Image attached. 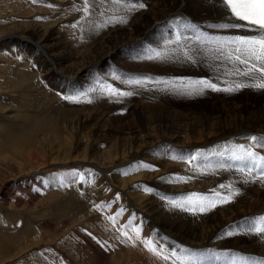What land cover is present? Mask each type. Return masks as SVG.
<instances>
[{
	"label": "rangeland",
	"instance_id": "rangeland-1",
	"mask_svg": "<svg viewBox=\"0 0 264 264\" xmlns=\"http://www.w3.org/2000/svg\"><path fill=\"white\" fill-rule=\"evenodd\" d=\"M90 2L92 3L93 0H87L88 12L86 14L83 10L85 0H0V136L3 135V132H6L7 128L9 129V127L13 126V120L19 112L32 113V111L38 110L42 116L41 118H35L33 124H30L25 131H28L27 133L20 134L17 137L18 139H15L12 144L10 143L7 146L8 152H4V155L11 157L12 162L8 159L6 160L0 154V264H151V261H149L151 259L148 258L147 253L145 254L146 251L150 250L143 244L142 241L144 240L153 241V245L157 247L158 245L159 247L163 245L167 252L170 251L168 252L170 264H173L174 261V257L170 255L172 252H176L179 257H183L186 264H199V260L200 263L206 264V261H209L211 264L214 256L220 253L223 255V259L220 260L216 257L213 264H224L226 260L237 261L238 264H264L263 257L253 255L254 253L259 254L260 252H264V246H261V242L264 241V233L257 234L250 230V226L253 223L259 222V218L264 217V179L255 178L259 174V169L255 170L251 176L246 174L247 168L244 171H240V168L243 167L242 163L233 158L232 155L234 153H231V149L222 147V141H217L218 144H212L213 146L208 149L199 146L194 147L195 149H179L170 146L167 147L168 151H164L163 153H157L153 149L141 154L142 156L140 155L138 159H134L142 146L141 144L144 142L147 145H151L152 141H150L148 132L143 127V124H146L148 121L146 118L149 116V113L144 114V118L141 117V121L136 116L137 112L135 109L138 108L136 105H139L142 101L139 98L140 91L136 92L138 86L126 83L127 80L142 79L147 81L143 85L144 87L157 92L161 90L167 92L163 96H168V98L162 96L160 104L167 106L171 114L182 112L186 118H189L190 124L202 122L199 111L213 112L216 108H220L221 98H218L214 94L215 92H206V94L204 92L202 95L193 96L194 98L191 100L190 98L187 99V91L183 92L184 94L178 93L175 95L176 91L182 92L186 90L181 85L194 81L187 78L188 76L179 75L180 77L174 76L171 78L170 75H164L156 79L154 75L147 72L142 73L141 70L136 72L132 67L135 66L136 60L145 61L148 59L146 53L148 48L150 49L149 52H155L159 48L157 46L166 44L167 41L173 42L175 39L179 42V37L175 38L173 36L174 32L170 30L171 26H177L178 23L170 22L169 19L153 25L147 34L145 33L137 41L140 45L134 48L137 42L133 40L136 39L138 34H134L132 28L128 26H126L127 29H124L123 26L118 25L114 17L115 15L112 16L110 13L113 20L112 18L106 19L105 15H103L106 14L105 10L111 8L109 6L111 2H108L106 5L103 4L102 0H94L95 3L98 2L97 7L99 8V12H93ZM116 2L122 7L128 5V7L138 10V12L144 8L139 7L142 4L141 0H115ZM133 4L135 7L132 6ZM28 7H31V12L27 10ZM24 8L27 9L24 10ZM143 10L148 11L145 17L151 14L150 8ZM25 11L30 12V14L23 15L22 12L24 13ZM92 16H95V21L91 19L93 18ZM102 17L108 22L104 23ZM174 17L172 16L171 18ZM178 19L187 20L186 18ZM93 22L97 24L95 30H98L100 36L108 31L106 33L108 36L116 34L117 37H128L131 41L117 47H108L106 45V48L102 49L103 51H98L95 54L92 53L95 46L93 45L92 30L96 27V24H93ZM100 22L101 24H99ZM185 22L186 24L192 23L191 21ZM35 24L41 25L48 33L55 31L63 33L67 41L74 46L75 52H79V54L73 58L70 56L68 63L61 62L59 66L57 63L54 64V61L51 59L53 53H48L50 54L48 55L43 52V58L41 55H35L32 48L29 51L28 47H24L26 45L37 47L32 40L19 39L18 37L20 36L16 35L14 36L16 39L14 40L18 39L23 45L25 44L24 46L22 45V48L19 44H15L12 46L14 49H12L10 48L11 46L8 47L5 44V40L9 37L6 35V32H9V29L23 26L26 28ZM132 24L130 27H133ZM111 27L114 28L110 29ZM105 28L109 30L105 31ZM212 28H218V25H213ZM175 29H183V27L178 25ZM156 33H158L157 36ZM163 34L166 35L163 36ZM151 40H153L152 46L149 44V42H152ZM89 41L92 43H89ZM66 49L69 51V48ZM124 49H129L126 51V56L123 53ZM89 58H91L89 60L91 62L90 66L83 68L81 71L78 72L76 68H69V63L82 65ZM44 59L50 64L51 68L50 66H46V62L43 63ZM14 69L18 70V72L32 70L34 74L32 80L35 83L33 82L32 86L30 85L31 82L26 81L22 88L31 90L33 87V92H35L33 93L34 100L32 99L33 97L27 99L28 101H23L20 98L18 94L19 89L16 88V85H12L15 84V80L13 81L11 76H8L9 73L15 71ZM130 69L134 73L128 72ZM72 72L75 75L71 79L68 76ZM117 77L119 78L117 79ZM197 79L201 80L203 77L197 76ZM231 79H233V82H236L239 78L232 77ZM243 79L247 80L250 78L243 77ZM157 80L170 81L172 83L174 81V84L177 86L173 88L171 85H166L165 83H155ZM27 82L28 84L30 83L31 89ZM72 85L79 88L76 92H73L74 95L72 92L70 94L67 90L69 89L67 86L70 87ZM106 86H111L120 91L125 89L124 92L130 91L135 97L132 95L129 97L109 95L103 90ZM246 91V89L243 90V93ZM42 92L46 97L43 96ZM137 93L139 94L137 95ZM259 94L250 95L251 98L249 99L256 104L264 105V91L259 92ZM249 99L247 100L248 104L250 103ZM231 100L232 98L225 99V105L236 106L238 104L236 99ZM67 101H71L73 104ZM259 101L262 102L259 103ZM38 106L40 107L38 108ZM118 106L125 107V109L123 110L122 107ZM262 106H250L249 104L247 111L236 114L233 117L239 119L242 116L244 123H247L246 121L253 117L255 119L260 115L264 117V113L260 114L263 110ZM49 107L50 109L57 107L58 111L60 109V112H63L61 117H57L58 121H56L53 115L48 117ZM126 108L130 110H126ZM98 109L99 111L97 112L101 113L105 120H103L104 126L106 125L105 128L109 129V132L107 131L105 135L93 132L87 133L85 129V125L92 124L90 123L92 122L91 116H94L96 114L95 110ZM65 115L66 117H70L68 120L71 122L66 117H63ZM3 118H9L12 121H8L9 119H7V122H4L6 120ZM23 118H28L26 119L28 121L30 119L29 115ZM43 119H51L53 123H59L56 128H47L55 132L57 141L53 140V133L44 134L46 128ZM88 119L91 121L89 122ZM41 128L42 131H40ZM181 130L188 132L189 128L182 125ZM72 133L75 135L74 138H72ZM253 136V133L248 132L243 136L236 137L234 141L239 144L244 143L246 145L245 148H249L259 156H264V144L261 143L262 137H258L260 138V142H254L251 139ZM25 139L31 141L32 147L29 150L33 149L37 153L36 155H41L43 152V156L39 157L42 163L44 162L43 166H38L37 160H33L32 158V160L30 158H22L24 155L20 152L23 149L20 148V145L15 144L17 141L23 142ZM68 139H74V149L69 151V156L67 154L66 156L60 154L61 156L57 160L58 164L51 165L50 160L54 157L55 151L61 150V145H65ZM83 146L86 148L85 153L89 156V160L95 162V166L100 167L99 171L102 172L103 177L106 179L105 185L98 186L93 183V179H91L92 172L87 173L86 169L81 175L77 176L59 175V173L64 172L66 169H71L68 167H72V161L78 160V158L74 159V155L77 156ZM239 151L240 147H237V155ZM227 156L228 158H226ZM63 162L65 166L62 165ZM48 176H52L56 180L64 179L65 185H62L60 190H56L49 183ZM157 180L171 183V186L175 190L181 191H175L170 194H166V191L161 192V189L157 188ZM210 180L212 183H210ZM221 185H225L226 187H221ZM211 187L212 189H210ZM66 191L69 192L67 193ZM215 193H219L221 196H230V199L227 203L217 202L215 207L210 208L205 213L200 211H185L183 208H179L184 213L191 214L194 222L199 225L200 231L203 233L210 229V224L207 223V220L204 221L207 213L210 216H214L225 208L233 212L230 215V219L233 218V221L228 222L226 228L219 235L218 241L215 242L216 247L221 246L223 248L216 249L214 248L215 246L206 247L203 255L200 256L195 251H191L195 253H188L190 249L183 245L174 244L173 248L169 249L172 245L170 246L169 242L160 239V232L158 233L156 229L147 223L148 221L142 215L143 213H141V208L138 205L142 201L152 200L156 205L158 204V208L160 206L159 209L162 208L163 213H167L170 208H175L173 207V201L182 202L194 194L213 198ZM65 199H69V201L72 199V203L77 202V204L74 206L65 205L63 204V200ZM53 202H57V205H59L55 206V212H52V210L54 211ZM164 208L168 209L166 210L167 212ZM236 209L240 210V214H242H237V219H235ZM114 210L117 214L119 213V217L114 216ZM56 211L59 212L56 214ZM245 213H247L246 217L243 216ZM228 214L227 211L225 213L220 212V216L223 218L228 216ZM110 217H115L118 225L116 230L120 237L116 238V242L107 239L106 246V241L102 238V228L104 225H111L109 228L112 230L115 228L112 225L113 221ZM128 225L139 228V238H137L136 231L127 230ZM124 233L127 235L125 236ZM229 233L232 234L229 235ZM129 236L133 238L129 239ZM8 238H11V240ZM134 239L137 240L135 241ZM115 244H120V247ZM246 246H251L252 248L255 246L256 250L253 251L254 253L252 252L253 254H248L249 256L245 259V263L242 260V251L239 250H242V247ZM104 247L108 252H106L107 250L104 251ZM95 248L97 252H95ZM117 248H120L121 251L120 249L117 250ZM101 250L105 252V255H102L105 257L101 256L102 259L99 257L102 254ZM119 251L123 252V255L126 257H124L125 259L123 256H115ZM96 255L99 256L96 257ZM149 256L153 257L152 255ZM189 259H194V261H190ZM176 263H179L178 259Z\"/></svg>",
	"mask_w": 264,
	"mask_h": 264
},
{
	"label": "bare ground",
	"instance_id": "bare-ground-1",
	"mask_svg": "<svg viewBox=\"0 0 264 264\" xmlns=\"http://www.w3.org/2000/svg\"><path fill=\"white\" fill-rule=\"evenodd\" d=\"M102 1H103V4H106V5L109 2L108 0L107 1L102 0ZM110 2H111V5H109V6L111 8H109L108 10H105L106 14H103V15H105L106 19H110V18H112L113 15H115L114 17L117 20L118 25L123 26L124 29L126 28V26H128L129 28H132V31L134 32V34H136V33L138 34L136 39L133 40L134 42H137L139 40V38L142 37L145 33L147 34L150 27H152L153 25L159 24L160 22H163L164 20L170 19V22H172V21L177 22L178 25L183 27V29H175L178 25L177 26L173 25V26H171V29H170L172 32H174L173 36L175 38L179 37V42H177V40H175V39L174 40L172 39L173 42L167 41L166 44L157 46L159 48L155 52H153V51L149 52L150 49L148 48V51H146L147 58H148L147 60H145V61H137L136 60V62L134 63L135 66H132L130 64L134 68V70H136V72H139V70H141L142 73L147 72L148 74L154 75L156 77V79H158V77H161L164 75H170L171 78L174 76L185 75V76H188L187 78H190V80L195 81V80H198L197 76H199L200 78L203 77V79L211 80L213 83H216L221 88L227 87L229 84L233 83V79H231L232 77L233 78H239L236 82H242V83H253L254 82L252 79L245 80L241 76L227 75L226 73L232 69L233 65L230 62L224 60L223 58L213 59L214 55H218V53L214 52L216 45L212 44V43H203V42L198 43L197 42L198 36L201 38V41H205V40L214 41L216 39H223V38L233 37V36H237V35L251 36V35L257 34L256 32L250 30L247 27L246 28H223V27H220L219 25H221V24L238 23V22H236V20L233 17H231L229 15L226 8L221 6L220 0H141V3L144 5L143 9L150 8V10H151V14L146 16L148 18L145 17V15H147V13H148V11H146V10L142 9V11L138 12V10L128 7V5L126 7H124V6L122 7L121 5H118L119 3H117V2L115 3V0L110 1ZM97 3H95L94 0L91 3L93 12H95V11L99 12L98 11L99 8L97 7ZM100 4L102 5V3H100ZM25 9H27V8H24V10ZM27 10H29L31 12V7H28ZM25 12L24 13L22 12V14L23 15L30 14V12H27V11H25ZM110 13L112 14V16ZM101 14H102V12H101ZM172 16H175V17L171 18ZM92 17L93 18H91V19H93V21H95L96 20L95 16H92ZM178 18L189 19V21H191L192 23L186 24L185 21L178 19ZM103 19H104V21H103L104 23L108 22L105 20V18H103ZM112 20H113V18H112ZM112 23H113V21H112ZM93 24H96V23L93 22ZM99 24H101V22ZM109 24H110V22H109ZM131 24L133 27H130ZM213 25H218V28H212ZM96 28H97V24H96V27L92 30V32H93L92 33V39L94 40L93 45H95L92 53H94V54L97 53L98 51H103L102 49L106 48V45L108 47L109 46H116L117 47L119 45H125L127 42L131 41L130 38H128V37H125V36L124 37H120V36L117 37L116 34L112 35V36H108L106 34L108 31L105 34L100 36V33H98V30L97 31L95 30ZM106 28H105V31L109 30ZM112 28H114V27H111L110 29H112ZM120 29H122V28H120ZM158 33H156V36ZM21 34L24 36H22ZM6 35L9 36L7 38V40H5L6 41L5 44H7L8 47L11 46L10 48L14 49L12 46L15 44L16 45L19 44L22 48L23 43H21V41L18 39L14 40V39H16L14 36L19 35L20 36V37H18L19 39L25 38L28 41L32 40V42H34L37 45V47L36 46L32 47V46H28V45L24 46L25 45L24 44L23 46L25 48L28 47L29 51L32 48L35 55H41L42 57H43V52L47 53V54L53 53V55L51 56V59L54 61V64L57 63L59 66H60L61 62H67L68 63V59L70 56L73 58L75 55L79 54V52H75V48H73L74 46L71 45L69 43V41H67V38L63 35V33L56 32V31L53 33H48L39 24L38 25L35 24L34 26L31 25V26H28L26 28L24 26L23 27H14V28L9 29V32H6ZM164 35H166V34H163V36ZM132 36H133V34H132ZM160 36H161V33H160ZM104 38L106 39L105 41H104ZM151 41L152 42H149V44L152 46L153 40H151ZM89 43H92V42L89 41ZM138 45H140L139 42L136 43V46L134 48L138 47ZM66 48H69V51ZM88 48H90V47H88ZM128 50L129 49H126V50L124 49L123 53L125 56H126V51H128ZM224 50L226 51V48ZM185 52L190 53V55H192L195 62L187 59L184 55ZM157 53H161L164 56V58H155L153 60L149 58V56L150 57L156 56ZM48 55H50V54H48ZM144 56L146 57V55H144ZM90 59L91 58L87 59L86 62H84V64H82V65H77V63L75 64L74 62H73L74 64L69 63L70 64L69 68H73V69L76 68V70L79 72L83 68L90 66V64H91V62H89ZM44 62H46V66H50V64L46 61V59H44L43 63ZM239 67L243 68V65H240ZM50 68H51V66H50ZM127 69H128V67H127ZM128 72H133V70L130 69ZM135 74H138V73H135ZM74 75H75V73L72 72V74L68 77L72 79ZM257 75L259 76V73H257ZM8 76H11L13 81L15 80V84H12V85L17 86L16 88L19 89L18 94L20 95V98L23 101H25V100L28 101L27 99L32 98V97H33L32 99L34 100L33 93H35V92H33L34 91L33 87H32V89L30 88V85H32L34 82L32 80V78L34 76L32 70L29 69V70H25L22 72L21 71L18 72V70H15V71H12L11 73H9ZM154 76H152V77L154 78ZM167 77L169 78V76H167ZM34 78H36V77H34ZM26 81L31 82V84L29 83L30 85L27 82V84L29 85V88L31 90H27V88H25V89L22 88L25 85ZM173 83H174V81H173ZM135 86L136 87L138 86L136 88V92L140 91L139 98L142 100L139 105H136V107L138 106V108L135 107L136 108L135 111L137 112L136 116L138 118H140V121H141V117H143L144 114L149 113V116L147 115L148 117L146 118V120H148V121L146 122V124H143L144 125L143 127L148 132L149 139L152 142H151V145H147L146 143L143 142L144 144L143 143L141 144L142 146L139 149V152L137 153V155L134 157V159H136V158L138 159L141 154H144V153H146L150 150H153V149L157 153H163L164 151H168L167 147H170V146H172L174 148L177 147L179 149H189V148L195 149L194 147H197V146H199L201 148L206 147V149H208L211 146H213L212 144H214V145L218 144L217 141H222V143H221L222 147H224L226 149H228V148L231 149L232 150L231 153H234V155H232V156L234 157L235 155H237V153H236L237 147H240V146L245 147L246 146L244 143L239 144V143L235 142L234 140H236V137L243 136L244 134H246L248 132L253 133L254 136L257 137V141H259L260 138L262 137L261 143L264 144V135H263L264 134V117H261V115H260V114L264 113V105L263 104H256L254 101L249 99V98H251L250 95H260L259 92L264 91V89L256 90V88H250L249 87V88H241L239 91H235V92H224V91L216 92V91H212L210 89H206L204 91L205 92L204 94H206V92H211V93L215 92L214 94L218 98H221L220 99L221 104L219 105L220 108H216L213 112L212 111H210V112L199 111V115H201V117H202L201 121L203 122V123L202 122L199 123L200 124L199 125V124H195V123L190 124L189 118H186V116H184L182 112H176V113L171 114L170 109L167 106L160 104V102L162 100L161 99L162 96L164 94H166L167 92H165L163 90H161L159 92L153 91L150 88H147V87H144L141 85H135ZM67 88H69L67 90L69 91L70 94H71V92L73 94V92H76V90L79 89L75 85L74 86L72 85L70 87L67 86ZM245 89L247 91L243 93V90H245ZM30 91H31V93H30ZM122 91H125V89ZM170 91H172V90H170ZM186 91L187 90L182 91V92L176 91L175 95L178 93L184 94ZM16 92H17V90H16ZM128 92H130V91H128ZM42 93H40V94H42ZM94 94H96V93H94ZM138 94L139 93H137V95ZM186 95H188V94H186ZM43 96H45V94ZM193 96H197V94L188 95L187 99L190 98V100H191L192 98H194ZM133 97H135V96H133ZM163 97L168 98V96H163ZM228 98H232V100L236 99V102L238 104L236 106L235 105H227L226 106L225 105L226 103H224V102H225V99H228ZM42 99H43V97H42ZM248 99L250 100V103H249L250 106L259 105L261 107L263 105L262 106L263 110L259 114L260 116L257 119H255L253 117V118H250L249 120H247L246 121L247 123H244V120H242V116H240L239 119H235L233 116H235L236 114H240L241 112L247 111V109L249 108V104L247 102ZM30 102H31V100H30ZM51 102L53 103V101H51ZM67 102L73 104L74 101L73 102L67 101ZM260 102H262V101H259V103ZM213 105H215V104H213ZM20 106L22 107V105H20ZM40 106H38V108ZM118 107H122V106H118ZM36 108H37V106H36ZM122 108H123V110L125 109V107H122ZM128 108H126V110H130ZM19 109H22V108H19ZM22 110H24V109H22ZM1 111H2V109H1ZM19 111H21V110H19ZM19 111H17V112H19ZM25 111H27V110H25ZM30 111H32V110H30ZM60 111H61L60 109L58 111L57 107H53L51 109L49 107L48 117L53 115V116H55L54 118L56 119V121H58L57 117H61L62 113H63V112L61 113ZM95 111H96V114L94 113L95 115L91 116L92 122H90L91 120L88 119L89 122L92 124L85 125L86 132L87 133L93 132V133H96L99 135H105V134H107V131L109 129L105 128L106 125L104 126V124H103V120H104L103 115L101 113L97 112V111H99V109L95 110ZM132 111H134V109H132ZM258 112H260V111H258ZM258 112H255V113H258ZM24 113L25 112L17 113L15 119L13 120V124H12L13 126L9 127V129L7 127H5V128H7V130H5L6 132H3V135L1 133L2 136H0V149H1L0 154L3 155L6 160L7 159L10 160V162H12V158L9 157L8 155H4V152H6V151L8 152L7 146L10 143L12 144L15 139H18L17 137L20 134H23L27 130V128L30 124H33V122L35 121V118H41L42 117L41 112H39L38 110L32 111V113L26 112L27 115H26V113L25 114ZM193 113H198V112H193ZM65 114H66V112H65ZM91 114H92V112H91ZM28 115L30 118L29 121L26 120L28 118H26V119L23 118V117H26ZM63 117H66V115ZM66 118L68 120V118H70V117H66ZM7 119H9V118H7ZM7 119H4L6 121H4V120L3 121L7 122ZM43 120L45 122V128H46L44 131V134L53 133L54 134L53 140L57 141L56 136H55L56 135L55 132L53 130H50L47 128H49V127L56 128L57 124H59V123H57V122L53 123L51 121V119H49V120L43 119ZM8 121H12V120L9 119ZM68 121L71 122L70 120H68ZM3 123H1V124H3ZM182 125H185L187 128H189V131L186 132V131L181 130ZM5 126H7V125L5 124ZM41 126H43V125H41ZM40 131H42V128ZM27 132H25V133H27ZM128 135H129V133H128ZM74 137H75V135L72 133V138H74ZM234 137H235V139H234ZM258 137H260V138H258ZM73 142H74V139H72V140L68 139V141H66V143L64 142L65 145H61V147H60L61 150L55 151V153H54L55 155L50 160V164L51 165L58 164L57 160H59L58 158L61 155L66 156V154H67V156H69V153H70L69 151L73 150L75 147L73 145ZM242 142H245V141H242ZM256 143H258V142H256ZM60 144H61V142H60ZM15 145H20V148L23 149L20 152L22 155H24L22 157L23 159H29L30 158V160H32V159L37 160V165L39 164L38 166H40V167L43 166L42 164L44 162L42 163V160L39 158V157H41V155L43 156V152L41 155H36L37 153L35 151H33V149L29 150L32 147L31 141L29 139H25L23 142L17 141V143ZM130 146H132V145H130ZM127 149H128V147H127ZM130 149H132V148H130ZM40 150H42V149H40ZM132 150H134V149H132ZM85 151H86V148H85V146H83L81 148V152L77 156L74 155V159L78 158V160L72 161V163H73L72 167H68L71 169H66L65 171L63 170L64 172L59 173V175H63V176L64 175H75V176H77V175H81L83 173V171L86 169L85 171H87V173L92 172L91 179H93V183H95L98 186L105 185L106 179L103 177L102 172L99 171L100 167L95 166L94 165L95 162H91V160H89V156L86 155ZM226 158H228V156ZM67 162H69V161H67ZM74 163H78V164H74ZM63 164H65V163L63 162L62 165ZM63 166H65V165H63ZM33 168H34V166H33ZM58 170H60V169H58ZM61 170H62V168H61ZM47 178H48L49 183H51L52 187L56 188V190H60L62 185H65L64 179L56 180V179L52 178V176H48ZM156 182H157L156 183L157 188L161 189V192L166 191V194H170V193H174L175 191L176 192L179 191V190H175V188L173 186H171V183L163 182L162 180H157ZM210 183H212V181ZM209 185H211V184H209ZM210 189H212V187ZM66 195L70 196L69 194H66ZM59 197H60V195H59ZM71 200L69 201V199L68 200L65 199V200H63L64 201L63 204L68 205V206H74L75 204H77V202L72 203ZM57 202L56 203L53 202L54 211L52 210V212H55V206L57 205ZM156 202H157V200H156ZM138 205L141 208V213H143L142 215H144L145 219L148 221L147 223H149L152 226V228L156 229V231L158 233L160 232V239L166 240L167 242H169L170 246L172 245L171 247H169V249L170 248L172 249L174 244L183 245L184 247H187L190 249V250H188V253L191 251H195L199 256L203 255L204 250H206V247L209 248L211 246H213V247L215 246V242L218 241L219 235L226 228L228 222L230 223L233 221V218L230 219V215L233 212H231L232 210L229 211L228 208L220 210L219 214L214 215V216H210L209 213H207L206 217H204L203 215L202 216L204 217V221L207 220V223L210 224V229L207 232L203 233L200 231L199 225L194 222L191 214L184 213L183 210L181 211L179 209L180 207H175L172 209L170 208L169 212L166 211L168 209L164 208L167 213H163L161 210L162 208L159 209L160 206L158 208L157 207L158 204L156 205L155 202L152 200L142 201ZM57 206H59V205H57ZM61 208H62V206H61ZM63 209H64V207H63ZM70 209H72V208H70ZM80 209H81V207H80ZM68 211H70V210H68ZM226 211L229 213L228 216H226L224 218L221 217L220 212L225 213ZM57 212H59V211H56V214H57ZM235 212H236L235 219H237V214H240L241 211L236 209ZM240 215H242V214H240ZM246 215H247V213H245V215H243V216L246 217ZM114 216L119 217L117 215L116 211L114 213ZM232 216L234 217V215H232ZM97 225L99 226V224H97ZM112 225L115 227V228L111 227L114 230L109 228L111 225L110 226H107V225L103 226V228H102L103 235L101 233L100 234L102 235V238L105 239L104 241H106L108 239L109 241L116 242V238L120 237V235L118 234V232L116 230V228L118 227L116 220H115V222L112 223ZM95 226H96V224H95ZM131 226L132 225H128V227H127L128 231H136L137 229H139L137 227H131ZM130 228H131V230H130ZM97 233H99V232H97ZM129 237H131V236H129ZM11 238L13 239V237H11ZM11 238H8V239L11 240ZM131 238H133V237H131ZM261 239H263V238H261ZM134 240L136 241L137 239H134ZM13 241H15V240H13ZM259 241H260V239H259ZM119 243H121V242H119ZM105 244L107 246V241L105 242ZM254 244H255V242H254ZM258 244H260V243H258ZM115 245H117V244H115ZM102 246H104V245H102ZM117 246L120 247V244H118ZM162 246L159 247V245H158V247H157L154 245V247L160 252V255H157L153 251H148V252L144 251L145 254L147 253L148 258L151 259V260H149V261H151V264H154V263L155 264H170L168 259L165 260L163 258V256H165V255L168 256L169 255L168 252H170V251L167 252L166 249H164V246L163 247ZM261 246H264V241L261 242ZM105 247H104V249H105L104 251L107 250ZM254 247L252 248L251 246H246V247H242V250H239L237 248L239 251H242V254H243L242 260L244 262H245V259L249 256L248 254L254 253L253 251L256 250ZM174 248H176V247H174ZM214 248L221 249L223 247H221V246L216 247L215 246ZM114 249H116V247H114ZM119 249L120 248H117V250H119ZM143 250H145V249H143ZM120 251H121V249H120ZM120 251L118 253H116L115 256H120V257L123 256V258H124L125 256L123 255V252H120ZM95 252H97V249ZM101 252H102V254H100V256L96 255V257L97 256L101 257L105 253L102 250H101ZM106 252H108V250ZM195 252H191V253H195ZM149 255H152L153 257H151ZM253 255L264 258V252H260L259 254L254 253ZM195 256H196V254H195ZM102 257H105V256H102ZM102 257L100 259H102ZM216 257H218L220 260L223 259V255L220 253L219 255L214 256L213 262H215L214 260ZM189 260L194 261V259H192V260L189 259ZM213 262H211V264H213ZM179 263H176V264H179ZM198 263L203 264L202 262L200 263V260L198 261ZM206 264H210L209 261H206Z\"/></svg>",
	"mask_w": 264,
	"mask_h": 264
},
{
	"label": "snow or ice",
	"instance_id": "snow-or-ice-1",
	"mask_svg": "<svg viewBox=\"0 0 264 264\" xmlns=\"http://www.w3.org/2000/svg\"><path fill=\"white\" fill-rule=\"evenodd\" d=\"M222 7L226 8L231 17L235 18L236 21L242 23H226L219 25L223 28H249L250 30L256 32V35L242 36L237 35L233 37H227L223 39H216L214 41H201V38L197 37V42L212 43L216 47L214 49L215 53L213 59H221L230 62L233 67L228 71L227 75L232 76H242L252 79L253 83H242L233 82L227 87L221 88L216 83H213L209 79H201L195 81H189L187 84L181 85V87L187 90L188 95L203 94L206 89L212 91H224V92H235L239 91L241 88H256L264 89V0H220ZM135 7V5H132ZM139 7H144L140 4ZM84 12L87 14V0H85ZM75 27V25H73ZM226 48V51L224 50ZM185 57L189 60L195 62L193 57L188 53H184ZM150 59L164 58L161 53H157L155 57H149ZM243 65V68L239 67ZM259 73V76L256 74ZM119 77H117L118 79ZM147 81L142 79H130L127 80L128 84H135L143 86ZM155 83H165L166 85H171L173 88L176 85L170 81H155ZM109 95L112 96H131V92L120 91L111 86H106L104 89ZM251 139L255 142L257 137L253 136ZM242 163L243 167L240 171H244L247 168V175L251 176L252 173L259 169V174L255 177L256 179H264V156H259L255 152L251 151L244 146H240V151L238 155L233 157ZM221 187H226L221 185ZM235 194V193H233ZM230 196H221L219 193H215L213 198L199 195H192L187 197L186 200L182 202L173 201L174 207L183 208L185 211H200L205 212L216 206V203H227ZM119 215V213L117 214ZM110 219L115 222V217H110ZM250 230L256 232L257 234L264 233V217L259 218V222L253 223L250 226ZM137 238H139V229L136 230ZM127 235L126 233H124ZM232 233H229L231 235ZM131 239V237H129ZM150 251H153L157 255L160 252L154 247L153 241L144 240L142 241ZM172 257L176 258L173 264H176L178 259L180 264H186L183 257H179L176 252L170 254ZM165 260L169 259V256H163ZM224 264H238L237 261L226 260Z\"/></svg>",
	"mask_w": 264,
	"mask_h": 264
}]
</instances>
